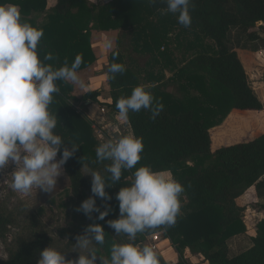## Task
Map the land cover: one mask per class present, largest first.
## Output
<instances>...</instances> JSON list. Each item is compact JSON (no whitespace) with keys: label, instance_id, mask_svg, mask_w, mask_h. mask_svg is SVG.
Wrapping results in <instances>:
<instances>
[{"label":"trees","instance_id":"16d2710c","mask_svg":"<svg viewBox=\"0 0 264 264\" xmlns=\"http://www.w3.org/2000/svg\"><path fill=\"white\" fill-rule=\"evenodd\" d=\"M0 3L16 4L24 20L43 30L38 53L43 59L51 52L53 60L44 62L53 67L62 66L65 59L70 65L77 56L82 59L77 71L91 67L97 59L92 32H114L115 43L105 67L110 99L105 105L114 118L119 114L117 99L130 95L138 85L163 105L155 119L143 109L129 111L124 118L131 135L141 138L144 145L137 167L148 165L154 171H165L183 185L181 211L174 225L138 233L132 241L123 233L118 235L107 222L119 218L116 193L130 185L134 170L124 171L120 181L108 186L106 166L111 161L96 159V147L103 141L94 122L74 106L72 83L56 82L59 92L54 94L49 110L58 121L53 131L63 141L57 157L60 159L65 147L77 145L74 155L62 165L78 212L74 214L78 223L70 243L78 242V236H87L94 244L93 251L110 260L113 243L137 244L160 232L179 256L177 261L166 263L157 255L159 264H189L183 259L186 250L207 264H264V216L255 225L251 245L227 256L228 240L247 230L245 207L237 199L253 187L255 206L264 210V132L217 147L212 142V130L234 110L254 112L264 120V105L249 83L237 52L264 47V0H193L189 27L164 11L167 5L163 0H55L52 6L47 0ZM113 52L118 55L113 57ZM141 57H145L142 62ZM112 62L125 66L114 79L108 72ZM102 95L103 90L89 89L81 99L102 105L98 99ZM91 171L106 177L105 190L111 200L96 197L100 211L86 213L80 206L93 195ZM106 208L108 214L100 220V212ZM41 213L40 208L28 210L19 226L16 215L0 200V241L6 251V259L0 264H37L40 250L54 247V237ZM92 224L103 227V245L87 231ZM14 228L19 229L12 233Z\"/></svg>","mask_w":264,"mask_h":264},{"label":"clouds","instance_id":"9594fccd","mask_svg":"<svg viewBox=\"0 0 264 264\" xmlns=\"http://www.w3.org/2000/svg\"><path fill=\"white\" fill-rule=\"evenodd\" d=\"M156 3V0H151ZM167 5L166 13L176 16L177 22L189 27L192 22L191 7L193 0H163ZM44 35L42 29L24 20L16 4L0 3V169L9 162L19 163L12 175L13 190L30 193L33 188L52 191L63 165L77 150L73 143L71 149L65 147L59 161L57 153L63 143L62 137L54 133L57 118L49 106L54 94L59 92L57 81L71 82L83 87L78 75L82 63L77 56L69 65L67 59L60 67H53L44 61L53 60L51 52L41 59L38 46ZM111 48V42L105 43ZM118 53L113 52V57ZM122 63L112 62L108 66L110 78L123 73ZM116 109L123 117L129 111L142 109L151 112L155 119L163 105L155 101L154 96L144 86H135L131 94L116 101ZM144 145L141 138L133 135L108 139L99 144L95 156L100 161H111L106 166L110 174L109 187L120 181L122 173L132 171L130 185L123 186L116 193L119 202V218L109 220L108 226L119 235L125 234L134 240L138 233L155 229L162 225L172 226L181 211L180 195L183 185L165 171H154L148 165L137 167L141 160ZM91 192L81 208L90 213L100 211L95 198L111 200L106 192V177L98 171H91ZM79 210V209H77ZM109 209L100 212L103 220ZM97 244L105 242L104 229L100 224L87 228ZM78 247L85 249L90 241L87 236H78ZM37 264H97L95 251L80 254L76 259H66V255L57 247L47 246L40 250ZM100 264H159L156 252L149 246L132 242L113 243L110 248V260L101 257Z\"/></svg>","mask_w":264,"mask_h":264},{"label":"rangeland","instance_id":"374dc122","mask_svg":"<svg viewBox=\"0 0 264 264\" xmlns=\"http://www.w3.org/2000/svg\"><path fill=\"white\" fill-rule=\"evenodd\" d=\"M91 1L101 3L106 0ZM53 2L54 0H47L48 6H51ZM261 34L264 36V32H261ZM237 52L247 73L249 83L264 105V47L257 50L237 49ZM144 59L145 57H141L140 61L142 62ZM103 67V64L97 65V69ZM94 70L95 69L92 67L91 71L85 70L78 72L80 79L84 83L83 87L79 84L72 83L74 106L94 122L96 130L100 129L103 135V140H100L103 142H106L108 139L115 140L121 134L131 135L130 128L125 118L120 114H117L114 118L112 116L113 114L110 113V110L106 107V102L102 101V105H100L94 101H85L81 99L87 84H89L88 87H98L99 90L102 89L104 97L101 96V98L102 100H107L108 103L107 83L102 82L100 86H96V83L90 82V79L95 77L93 73ZM87 102H89V104H87ZM262 121L264 120H262L260 114L257 113L237 110L232 111L220 126L212 130L213 147L241 141L244 138L253 137L264 132ZM55 159L59 161V157ZM19 166V163L13 164L9 162L3 169H0V200L16 215L19 226L22 225L28 210L40 208L42 209L40 217L47 227L48 232L54 237V247L63 251L66 255V259H76L82 253L91 254L94 244L90 238V243L85 249L79 248L78 242H69V237L78 223L74 218V214L78 212L75 211L74 201L67 190L69 181L64 173L63 166H60L61 172L57 177V184L52 191L46 192L42 189L33 188L30 193L19 192L13 190L11 187L13 172ZM256 202L257 198L253 187H250L237 199V203L245 207L243 221L247 230L228 240V257L234 256L251 245V236L254 235L255 225L264 216V210L255 206ZM18 229L19 228L12 229V233ZM12 233L7 236L9 242L12 240ZM135 240L136 237L133 241ZM158 240V247H160L158 255L166 263L177 261L179 254L170 241L162 240V236ZM141 242L144 245L149 243V237H145ZM159 243L161 244L159 245ZM96 256L97 264H100L99 261L101 257L98 254H96ZM5 259L6 251L4 245L0 241V261H4ZM183 259L189 264H207L199 255L192 254L187 250L184 253Z\"/></svg>","mask_w":264,"mask_h":264},{"label":"crops","instance_id":"0c3cea01","mask_svg":"<svg viewBox=\"0 0 264 264\" xmlns=\"http://www.w3.org/2000/svg\"><path fill=\"white\" fill-rule=\"evenodd\" d=\"M91 2H93V1H91ZM54 3H55V0H54L53 4ZM94 3H98V2H94ZM101 3H103V2H101ZM114 38H115V34H114V32H111V31L106 32V33L105 32H95V31L92 32V40H91V43H92V47H93V49L95 51V54H96L97 59L93 63V65L91 67H89V68H87L85 70L91 71L92 67L95 69L94 72H93L95 74V77H92L90 79L91 80L90 82L91 83H96V86H100L102 84V82L104 83L107 80V74L105 73V67L107 65V56H108V53L112 49V47L114 46V43H115ZM109 41L111 42L112 47L111 48H106L105 47V43L106 42H109ZM98 64L99 65L100 64H103L104 67L101 68V69H99V68L97 69V65ZM85 70H82V71H85ZM88 86H89V84H87V86H86L85 91L83 92V94L87 90H89V89L90 90L98 89V87L97 88L96 87L91 88V87H88ZM100 90H102V89H100ZM98 99H99L100 102L104 101V102L107 103V100H102L101 96L98 97ZM109 101H110V99L108 100V102ZM87 104H89V102H87ZM157 236H159V234H156L155 236L153 235L152 237H157Z\"/></svg>","mask_w":264,"mask_h":264},{"label":"built area","instance_id":"2783aa9c","mask_svg":"<svg viewBox=\"0 0 264 264\" xmlns=\"http://www.w3.org/2000/svg\"><path fill=\"white\" fill-rule=\"evenodd\" d=\"M97 132H98L99 138L103 140V135H102V132L100 131V129H98ZM156 234H158V233H156ZM152 235H154V234H152ZM152 235H149L148 237H150ZM158 242H159V240H158V236H157V237L153 238L152 240H149V243H146L145 246L151 247L156 252V254L158 255L159 250H160V247H158Z\"/></svg>","mask_w":264,"mask_h":264},{"label":"bare ground","instance_id":"6f19581e","mask_svg":"<svg viewBox=\"0 0 264 264\" xmlns=\"http://www.w3.org/2000/svg\"><path fill=\"white\" fill-rule=\"evenodd\" d=\"M158 234H159L158 239L161 238V236H162V240H167V238H165V237L163 236L162 233H161V234L158 233ZM155 235H156V234H154V236H155ZM152 236H153V235H152ZM152 236L149 237V240L155 238V237H152ZM160 244H161V243H159V245H160Z\"/></svg>","mask_w":264,"mask_h":264},{"label":"water","instance_id":"95a60500","mask_svg":"<svg viewBox=\"0 0 264 264\" xmlns=\"http://www.w3.org/2000/svg\"><path fill=\"white\" fill-rule=\"evenodd\" d=\"M133 241V240H132ZM136 245H144L142 242H138Z\"/></svg>","mask_w":264,"mask_h":264}]
</instances>
